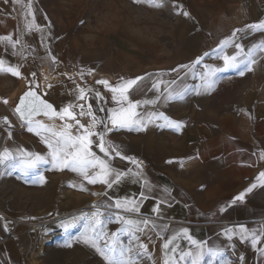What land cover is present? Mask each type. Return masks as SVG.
<instances>
[{"label": "snow or ice", "instance_id": "1", "mask_svg": "<svg viewBox=\"0 0 264 264\" xmlns=\"http://www.w3.org/2000/svg\"><path fill=\"white\" fill-rule=\"evenodd\" d=\"M131 3L162 9L167 0H131ZM27 7V15L32 20L25 25L24 34H39L41 46L45 47L47 54L44 59L50 62L49 69L56 72L63 61L54 54L51 42L62 40V36L54 31L47 14L43 15L47 24L37 23L40 9L34 7L33 0H28ZM177 14H180L179 8ZM182 15L189 17L190 13L185 10ZM84 23L85 20L81 19L76 31ZM255 33H264V19L232 29L231 34L219 39L215 47L197 55L189 63L142 74L129 71L118 75L114 81L98 78L94 79V84L87 82L86 77L93 76L99 70V64L95 68L80 67L74 74L79 77V83L73 74L59 72L58 75L66 77L71 85L65 93L69 102L58 106L47 99L54 88L52 83L46 84L44 95H41L34 70L23 62L13 64L0 58V73L23 80L26 84L23 94L17 98L18 102H12V114L21 128L34 133L46 147V151L36 152L7 143L13 141L14 126L8 116H4L0 121L3 125L0 142H4L0 150V179L14 178L27 187H44L49 182L46 173L68 171L75 174L78 180H69L66 187L80 192H88L87 186L104 189L99 193L103 199L94 203L92 210L69 219L60 218L57 225L66 234L62 247L73 249L74 246H86L99 257L98 264H143L144 261L151 264H201L205 255L210 257L208 264L214 260L218 264H245V255L236 253L237 242L249 244L254 253L264 258V226L259 229L242 223L224 226L219 235L224 237L225 242L210 246L208 241L194 238L189 227L170 228L169 224L163 223V206L171 205L175 200L171 188L165 187L164 195L156 196L157 186L149 183L143 161L128 154L120 143L110 139V136L121 132L138 134L150 129L180 133L185 128V121L170 118L161 106L183 101L190 93L196 97L212 95L221 81L243 78L252 73L254 66L258 65V53H264V43L246 48L244 41ZM0 45L6 53L10 51L12 56H19L22 61L27 59L24 55L26 51L35 52L21 35H0ZM207 58L220 63H208ZM188 79L199 82L190 86L186 83ZM90 100H94L95 105ZM0 102L4 105L10 103L6 98ZM41 116L47 118V122L38 119ZM191 159L193 157H189ZM257 161L264 162V149L250 154L249 167ZM166 163L172 165L173 161ZM129 178L140 185L139 197L113 199L109 190L118 188ZM256 189H264V170L258 171L254 180L233 195L229 203L220 206L219 213L226 215L233 207L243 204ZM202 190H206L203 185ZM153 196H156V201L150 212L155 214V219L142 213L143 203ZM46 215L53 217L50 211ZM223 218V215L218 217L219 220ZM31 219L43 218L31 216ZM82 220L85 222L83 230L77 235L70 234V230ZM112 224L117 225L114 231L109 228ZM4 227L7 231V224ZM169 232L171 234L166 235ZM122 237H127L126 243ZM157 241L160 243L157 244ZM179 241H185L188 247H182ZM229 252L236 260L228 258L226 254Z\"/></svg>", "mask_w": 264, "mask_h": 264}, {"label": "crops", "instance_id": "2", "mask_svg": "<svg viewBox=\"0 0 264 264\" xmlns=\"http://www.w3.org/2000/svg\"><path fill=\"white\" fill-rule=\"evenodd\" d=\"M206 62L220 63L211 58H207ZM249 74L250 80L242 92L237 111H218L209 104L212 95L196 97L190 93L183 101L161 106V110L170 118L185 121V128L180 133L150 129L138 134L121 132L110 136L128 154L145 163L143 169L149 183L157 186L156 196L164 195L165 187L171 188L175 200L171 205L163 206V223L169 224L170 228L189 227L194 238L206 240L210 246L225 242L224 237L219 235L224 226L238 223L258 229L264 226V189L254 190L243 204L233 207L226 215L218 211L220 206L229 203L233 195L252 182L258 171L264 170V162L260 161L249 167L250 154L264 149V56L261 53L258 54V65ZM8 118L14 126V137L12 142L7 143L30 151H46L39 137L21 128L13 114ZM3 144L0 142V150ZM189 157L193 159L189 160ZM251 159L256 160V157ZM168 160H172L173 164H167ZM46 176L49 182L44 187H27L20 183V187L25 188V195H35L33 212H27L47 221L41 232L32 234L16 227L12 222L13 217L0 212V217H3L0 219V264H34L32 252L39 237L51 240L56 233L62 234L63 229L57 226L60 218L80 215L88 204L103 199L99 193L104 189L99 186H87L88 192L66 187L69 180H78L75 174L68 171L48 172ZM132 179L109 190L113 199L139 197L140 185L133 183ZM202 185L206 190H202ZM91 192L98 194L91 195ZM156 196L142 205V213L152 219H155V214L150 209ZM49 211L53 213L52 218L46 215ZM221 215L224 216L223 220L218 219ZM84 223L83 220L77 223L70 234H79ZM6 224L7 231L4 227ZM179 243L182 247H188L185 241ZM236 253L245 255V264H264V258L254 253L247 243L237 242ZM226 255L236 260L231 252ZM208 259L210 257L205 255L201 264Z\"/></svg>", "mask_w": 264, "mask_h": 264}, {"label": "rangeland", "instance_id": "3", "mask_svg": "<svg viewBox=\"0 0 264 264\" xmlns=\"http://www.w3.org/2000/svg\"><path fill=\"white\" fill-rule=\"evenodd\" d=\"M27 5L28 0H8L7 3L0 0V35H21L35 52L26 51L27 59L22 61L19 56H12L10 51L6 53L0 45V58L13 64L25 63L37 73L39 85L40 81L52 83L53 96L62 99L69 98L65 93L71 82L58 75L59 72L74 75L80 67L95 68L99 64V70L86 77L89 84H94V79L114 81L118 75L129 71L142 74L168 70L209 51L219 39L230 35L232 29L264 19V0H167L162 9L134 6L131 0H33L34 7L40 9L37 23L47 24L48 21L43 20V15L47 14L54 31L62 36V40L51 42L54 54L63 61L57 71L52 72L50 62L44 59L47 54L45 47L41 46L39 34H24L25 25L32 20L27 15ZM178 8L180 14H177ZM185 10L190 13L189 17L182 15ZM225 16L227 19H222ZM81 19L85 23L76 31ZM85 35L91 37L87 44L79 39ZM244 43L246 48L264 43V33L250 35ZM45 76L48 77L46 82ZM249 78L247 73L243 78L221 81L210 97V106L218 111H237ZM74 79L80 82L78 76L74 75ZM186 83L195 86L198 81L188 79ZM24 87L23 80L0 73V100L6 98L10 101L9 105L0 102V121L4 116L12 115V102ZM89 102L95 105L94 100ZM42 121H47V118ZM20 186L14 178L0 179V212L13 218L47 223L46 220L31 219L34 215L27 211L33 212L35 195H25V188ZM116 227V224L109 226L112 231ZM21 228L33 234L31 227L22 225ZM65 237L64 232L56 233L51 240L39 237L32 252L34 264H98L99 257L86 246L62 247ZM122 240L126 243L127 237H122ZM150 250H153L151 246ZM153 254H156L155 250ZM208 261L203 264H208ZM143 264L151 262L144 261ZM214 264L218 261L214 260Z\"/></svg>", "mask_w": 264, "mask_h": 264}, {"label": "built area", "instance_id": "4", "mask_svg": "<svg viewBox=\"0 0 264 264\" xmlns=\"http://www.w3.org/2000/svg\"><path fill=\"white\" fill-rule=\"evenodd\" d=\"M143 165H145L144 162H143ZM95 203H97V202H95ZM93 204L94 203H90L86 207H84V209H83L84 212L92 210L91 206ZM12 222L14 223V226H16V227H21L22 225L26 226V227H31L32 230L34 229L33 230L34 233L38 232V230L40 231L42 226L45 224V222L44 223H42V222H31L29 220L20 219V218H12Z\"/></svg>", "mask_w": 264, "mask_h": 264}, {"label": "water", "instance_id": "5", "mask_svg": "<svg viewBox=\"0 0 264 264\" xmlns=\"http://www.w3.org/2000/svg\"><path fill=\"white\" fill-rule=\"evenodd\" d=\"M40 89H41V95H44V90L45 87L42 86V81H40ZM26 89V87H24L16 96V98L14 99V101H17V98L23 94V91ZM47 99L49 100V102H52L54 104V106H58L61 104H65L67 102H69V98L68 99H62V98H58V96H53V94H51L50 96H47ZM18 102V101H17ZM14 107V105L11 106V108ZM38 119H44V117H38Z\"/></svg>", "mask_w": 264, "mask_h": 264}, {"label": "clouds", "instance_id": "6", "mask_svg": "<svg viewBox=\"0 0 264 264\" xmlns=\"http://www.w3.org/2000/svg\"><path fill=\"white\" fill-rule=\"evenodd\" d=\"M79 39H80L83 43L87 44V43L89 42V40L91 39V37L85 35V36H81V37H79Z\"/></svg>", "mask_w": 264, "mask_h": 264}, {"label": "bare ground", "instance_id": "7", "mask_svg": "<svg viewBox=\"0 0 264 264\" xmlns=\"http://www.w3.org/2000/svg\"><path fill=\"white\" fill-rule=\"evenodd\" d=\"M44 81L46 82V80H44ZM42 86H43V87H45V86H46V84L42 83Z\"/></svg>", "mask_w": 264, "mask_h": 264}]
</instances>
